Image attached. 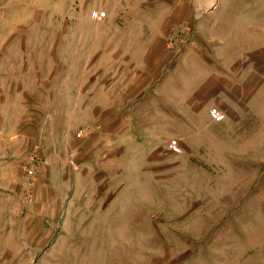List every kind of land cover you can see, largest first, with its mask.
<instances>
[{
	"label": "rangeland",
	"instance_id": "1",
	"mask_svg": "<svg viewBox=\"0 0 264 264\" xmlns=\"http://www.w3.org/2000/svg\"><path fill=\"white\" fill-rule=\"evenodd\" d=\"M0 264H264V0H0Z\"/></svg>",
	"mask_w": 264,
	"mask_h": 264
},
{
	"label": "crops",
	"instance_id": "2",
	"mask_svg": "<svg viewBox=\"0 0 264 264\" xmlns=\"http://www.w3.org/2000/svg\"><path fill=\"white\" fill-rule=\"evenodd\" d=\"M254 37V36H252ZM246 41V39L244 38V42ZM223 55L221 54H218V55H214L213 58H214V61L213 62H210L211 64H209L208 66H206L207 68L211 69L213 73H216L217 70H221L222 68H224L226 71L231 69L232 67V63H233V59L228 57L227 55H225V57H222ZM244 61V72L246 71L247 69V59H245V55H244V58L243 60L241 61V63ZM240 63V65H242ZM185 66H189V67H192L194 69H197V70H200L202 76H205V75H208L206 74V72L204 71V69H206L205 67L204 68H195L194 65L192 63H189V64H186ZM185 66L183 65L184 69H185Z\"/></svg>",
	"mask_w": 264,
	"mask_h": 264
},
{
	"label": "built area",
	"instance_id": "3",
	"mask_svg": "<svg viewBox=\"0 0 264 264\" xmlns=\"http://www.w3.org/2000/svg\"><path fill=\"white\" fill-rule=\"evenodd\" d=\"M96 18H97V19H100V18H101V14H98V13H97V14H96ZM215 114H217V113H215ZM28 173L31 174V173H32V170L28 169Z\"/></svg>",
	"mask_w": 264,
	"mask_h": 264
}]
</instances>
